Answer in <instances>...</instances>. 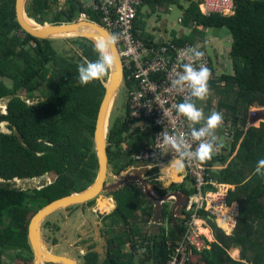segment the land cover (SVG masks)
Masks as SVG:
<instances>
[{"label":"trees","instance_id":"trees-1","mask_svg":"<svg viewBox=\"0 0 264 264\" xmlns=\"http://www.w3.org/2000/svg\"><path fill=\"white\" fill-rule=\"evenodd\" d=\"M233 1V14L206 15L201 12L199 0H145L143 8L147 12L139 9L134 22L135 37L147 46H159L164 39L153 41L146 31V20L156 11H167L169 4H176L183 11L179 22L190 32L178 37L173 31L175 43L191 42L207 52V29L226 27L232 35V72L223 71L211 84L217 98L215 108L221 109L229 121L228 135L221 138V152L206 162L223 165L210 171L211 177L233 185L226 204L237 202V214L230 234L207 219L215 240L203 239V249L193 248L191 264H264V176L255 174L258 161L264 159V122L245 126L248 107L255 103L264 106V0ZM14 4L15 0H0V101H7L5 112H0V124L5 123L8 130L0 132V259L12 246L30 250L27 226L39 208L84 190L95 179L97 161L92 136L106 79L81 86L77 65L84 57L97 59L94 45L86 39L81 41V56L77 58L57 53L51 40H39L21 30ZM25 11L38 24L71 23L82 16L101 23L74 0H65L60 6L57 0H28ZM30 42L33 46L27 49ZM119 119L109 127L106 138L108 161L116 175L133 166L132 155L149 143V131L128 134L125 119ZM127 135L129 142L122 147ZM45 174L52 177L50 183L32 193L8 183L14 178L33 179ZM113 197L116 208L109 215H100L110 222V228L122 223L126 231L111 237L104 264H134L135 246L145 240L152 242L150 256L142 257L139 263L153 260L154 264H163L184 231L182 221L170 227L167 238L163 229L156 236H135L133 229L138 228L139 216L145 223L151 217V203L133 185H126ZM100 199V203L105 202ZM112 207L108 202L105 208L110 211ZM107 211L102 208L101 212ZM114 216L115 224L111 220ZM113 231L109 229L108 234ZM133 238L135 242L130 240ZM136 238H141V243ZM128 243L132 249L129 254L117 250L118 245L121 248ZM231 247L240 249L238 258L228 253ZM84 263L98 264L97 254L89 253Z\"/></svg>","mask_w":264,"mask_h":264},{"label":"built area","instance_id":"built-area-1","mask_svg":"<svg viewBox=\"0 0 264 264\" xmlns=\"http://www.w3.org/2000/svg\"><path fill=\"white\" fill-rule=\"evenodd\" d=\"M74 1L84 11L96 16L101 22L98 25L106 29L109 34L119 35L115 47L124 77L127 122L129 126L135 124L140 130L150 132L149 143L133 156L136 163H147L151 169L159 168L160 165L169 163L176 156L174 151L162 143V136H159L161 132L185 138L195 150L197 142L191 139V128L188 121L176 112V105L184 101L188 90L186 88L183 91L173 89L171 79L178 71H182L181 62H190L187 55H182V53H186L190 47H197L204 52V57L201 61H196L194 66L198 67L200 63H204L211 70V79L208 82L211 88L212 82L217 81L221 71H218L210 55L198 44L191 42L178 44L172 37L164 39L159 46H147L135 37L134 22L139 9L144 7L145 0ZM199 6L201 12L206 15L214 13L230 15L235 9L233 0H199ZM213 111L223 115V124L216 130L217 142L221 143V138L228 135L229 121L221 109L214 108ZM220 152L221 148L213 155ZM215 169H218L216 164L210 165L207 162L186 163L183 179L192 181L193 185L192 194L188 196L184 206L185 217L182 220L184 231L163 264H191L192 249L204 248V236L198 235V231L204 227L205 221L208 222L207 219H212L211 216L215 214L210 209L215 208L214 203L219 208L227 207L226 196L229 186L211 177L210 171ZM208 204L210 205L207 206ZM221 208H215L216 214L213 219L221 213ZM232 211L233 215L237 214L236 205ZM229 222H232L234 227L235 218Z\"/></svg>","mask_w":264,"mask_h":264},{"label":"water","instance_id":"water-1","mask_svg":"<svg viewBox=\"0 0 264 264\" xmlns=\"http://www.w3.org/2000/svg\"><path fill=\"white\" fill-rule=\"evenodd\" d=\"M27 3L28 0H15V19L21 30L33 38L51 40L74 36L76 38L86 39L94 45L99 39H104L110 35L102 26L85 19L71 23L38 24L27 16L25 11ZM28 19L33 20L36 26L30 25L27 22ZM110 54L114 58V65L108 71L106 81L103 83V95L96 115L92 136V149L97 161L96 177L84 190L72 192L67 196L51 201L39 208L30 218L27 226V241L33 255L34 264H78L76 258H72L66 254H55L52 249L48 248L42 235V225L44 221L54 213L60 211L64 212L70 207L85 206L93 200H95V205L97 206L101 194L109 199L108 196H112L128 183H135V186L140 190L143 197L152 204L153 213L150 224L152 225L153 235L160 230L163 222L164 203L167 202L170 205L171 201L174 200L175 204L173 205V209L179 208L181 212V216L176 217H183L182 208L187 200V194L179 190L161 197V189L145 178L146 173L151 169L149 164L136 163L119 177L115 175L109 164L108 143L106 141L108 134V117L110 107L117 97L118 90L124 86L123 71L115 45L110 49ZM171 185L172 184L169 183L164 189H168ZM110 199L114 202L112 197H110ZM179 200H181V202H179ZM176 204L178 205L175 207ZM114 205L115 204H113V207L115 208ZM172 227L175 228L174 221L172 222ZM106 243L107 241L103 240V244ZM97 253L100 256L99 264H103L105 260L103 249H100V252L97 251Z\"/></svg>","mask_w":264,"mask_h":264},{"label":"rangeland","instance_id":"rangeland-1","mask_svg":"<svg viewBox=\"0 0 264 264\" xmlns=\"http://www.w3.org/2000/svg\"><path fill=\"white\" fill-rule=\"evenodd\" d=\"M63 3L64 2H62L61 0H57L58 6L63 5ZM143 10L146 11L147 9L143 8ZM181 13H182V9L179 5L169 4L167 11H162V12L156 11L150 17H148V19L146 20V31L150 32L154 26L155 30H159V28H166L167 30L170 31V33H168V35L172 33L173 29H175L176 32L177 31L179 32L180 30H182V27H183L182 23L179 22V17L181 16ZM84 18L85 17L82 16L81 19H84ZM221 29H227V28L226 27L209 28V30H208L209 37H212L213 33L223 32ZM83 40H85V39H82V38L51 39V46L53 47V49H55L57 51V53L63 54L67 58H73V57L77 58L78 56H81L80 48L82 46L79 43ZM223 44L230 46L232 43L230 41H228L227 39H225L223 41ZM31 46H33V44L30 42L29 44L26 45V48L29 49V48H31ZM205 48H206V51L208 52V54L211 56L212 61L215 64V66L219 70H221V73L223 72V70H224V72H232V62L230 61V56L228 55L227 52H224L225 54L223 56L222 61L226 65L223 66L224 69L222 70L221 66L219 64H217V57L215 56V52L213 50V47L207 42L205 45ZM225 69H226V71H225ZM106 77H107V75H106ZM105 81H106V79H105ZM5 83H6V85L10 86V82L8 80H6ZM22 94L25 95V93H23V92H22ZM34 95L39 96V94L36 92L34 93ZM216 99L217 98H215V101H216ZM6 103H7L6 99L0 101V112H5ZM125 113H126V91L124 89L120 88L118 90L117 97L115 98V100L113 101V103L110 107V112H109V117H108L109 118L108 130H109V127L115 123V120L117 118H120L119 120L123 121L125 118ZM246 114L247 115H246V119H245V126H258L261 122H264V106H262L260 104L255 103L253 105H250L247 109ZM0 132H5V133L8 132L5 123L0 124ZM129 133H131V131H128V134ZM128 137H129L128 135L125 137V142L122 144V147H125L126 146L125 143L129 142V140L127 139ZM216 166H217V168H219L220 164H216ZM171 172H174V170L170 169L168 172H162V173L168 175ZM170 176L172 177V174H170ZM174 176H176V177L173 178ZM174 176L171 179H167V178H165V176H163V177L160 176V177H157V182L152 181V183H155L158 186H161L160 183H163L164 181H165L164 184H166V185L173 182L171 187L175 186V188H178V186H176L177 185L176 183H179V181L181 179L178 175H174ZM50 180H52V177H50L48 174H45L43 176L36 177L34 179L14 178V179L8 181V183L14 188H19L21 190L30 191V193H32L33 189L42 188L46 184L50 183ZM172 180H174L176 183ZM0 182H2V180H0ZM192 185H193L192 181L186 180L183 183L182 189L189 193V192H191L190 190H192L191 189ZM191 194L192 193H190V195ZM101 197L105 198L103 195ZM100 198L98 200V203H100V201H101ZM125 198H126V196H125ZM107 200L110 201L109 199H107ZM209 205L210 204H208L207 206H209ZM235 205H236L235 203H233V204L231 203L229 205H226L227 206L226 208L229 210L228 211V221H227L229 227L224 224L223 219H221L219 217V215L217 218H215L216 224L219 227H221L222 230L225 231L226 234H230L232 232V229H233V228H231V227H233V224H232V222H229V221L234 220V218L236 217V215H233V211H232V209L235 207ZM94 207H95V204L94 205H87L86 213L84 214L83 220L82 219L81 220L75 219L76 218V211H75L76 209H74V207L67 208V209L71 210L70 218L68 220H61V221L59 220L57 228H53L46 223L47 221L54 219L56 216L48 217L43 223V225L45 224V227L42 230L43 239H44V242L46 243V245L48 246V248L49 249L53 248L52 247V245H53L52 240L56 239V243L58 244V247H59V249H58L59 253H63V252L68 253V255L70 257H74V255H76V252H74V251H77V252L79 251V252H81V254L86 253L87 248L85 246V243L82 242L81 237H79L78 234H75V232H72V229L75 226L76 231H79V232H82L85 234L86 230L83 229V226L89 224L88 226L91 227V230H89L88 234L91 236L92 232H93V223L96 225V227H97V224H99L100 226H103V223L100 222V220L95 217L96 216L95 211L92 213V210H90ZM213 207L218 208V209L221 208V207L220 208L216 207V203H214ZM215 208H211L210 210L214 211L216 214ZM226 208L223 207L221 209L226 212V210H225ZM222 210H221V212H222ZM215 214H213V216H215ZM213 216H211L212 219L214 218ZM233 216H234V218H233ZM111 220L115 224V222L117 221V217L114 216L111 218ZM138 222H139V225H141L139 220H138ZM133 223H136V222H133ZM43 225H42V227H43ZM81 226H82V229H81ZM139 227H141V226H139ZM163 227L165 229L168 228L166 223L163 224ZM198 227H200V224H198ZM112 229H114V231L111 235H109L110 238L114 237L115 234L117 235L121 232H124V230L126 231V226L123 225L122 223H120L118 228L113 227ZM203 230H207V231L203 232ZM136 231H139V230H135L134 232H136ZM198 232H199L198 235L204 236V239L207 242L208 241H214V239H215L213 232H212V228H211L210 224L206 221H205V224H204V227L202 228V230L198 231ZM68 243H70L71 245L74 246L73 250H71L69 248L70 246H68ZM67 249H68V251H67ZM120 251L125 253V254L132 252V250H129V244L121 245ZM228 253L230 254L231 257L237 258V256L238 257L240 256V249L236 248V247H231L230 249H228ZM58 255H60V254H58ZM20 257H23V258L25 257V259H21ZM0 260H1V264H34L32 254H31V250H25L23 248L19 249V247H17V246L16 247L12 246V247L8 248L6 250V252L1 255ZM81 260H82V258H81Z\"/></svg>","mask_w":264,"mask_h":264},{"label":"clouds","instance_id":"clouds-1","mask_svg":"<svg viewBox=\"0 0 264 264\" xmlns=\"http://www.w3.org/2000/svg\"><path fill=\"white\" fill-rule=\"evenodd\" d=\"M118 40H119V35L113 33L107 36L106 38L95 42L94 50L97 53V59L93 61V60H89L87 57H84L82 62L77 65L78 80L81 86H86L94 81H99L101 83L103 82L104 77L107 75L108 71L114 65V58L110 54V49L118 42ZM182 55H187L188 60L190 62L187 63L181 62L180 68L182 69V71H178L175 74V77L171 79V87L178 91H183L185 88L188 90V95L184 99V101L176 105V112L188 121L189 127L191 128V132H190L191 139L192 141L197 142V147L195 150H193L191 144L185 138L171 136L167 133L161 132L159 136H162V143L168 146L172 151L176 153V156L172 158L168 164L160 165L161 172H168L171 169L179 173L185 169L186 163L191 161H196L197 163L202 164L210 160L212 158L213 153L219 151V149L223 147L222 143L217 142V136H216V130L219 127H221V125L223 124L222 113L213 111L211 112V114L205 116L203 107H198L196 103L197 101L200 102L205 101L207 96L210 94V88L208 82L211 79V70L204 63H200L198 67L194 66L196 61H201L203 59L204 52L200 51L197 47H190L189 49H187V52L182 53ZM154 88L155 86L153 85V90ZM34 105L36 104H33L32 106ZM124 119L131 133L135 132V130L140 132L146 131V130H140L137 126H135V124L133 126L128 125L127 110ZM197 125H201V126L197 128L196 127ZM141 148H139L138 151ZM138 151L132 155V159L133 156L138 153ZM133 161L134 164H136V161L134 159ZM222 167L223 165H220L219 168ZM157 168H153L149 170L151 176L149 177V179H147L148 181L150 180V182L152 181L157 182V177H159L158 174L159 171H157L158 170ZM154 169H156V171L151 173V171ZM255 174L264 176V159L258 161L257 166L255 168ZM186 180L188 179L182 178L179 181V183H176L174 180L173 181L177 184L176 186L180 188L179 190L184 191L187 194V198H188V196L192 192L188 193L182 189L183 183ZM153 184L158 186L155 183ZM227 185L229 186V189L233 188L232 187L233 185L232 186L231 184H227ZM162 186H163L162 188L167 187L166 184H162ZM173 189H177V188H175L174 186ZM163 190L165 191V189ZM111 197L114 199L113 195ZM108 198L110 197L108 196ZM91 202H94L93 205L95 204V200ZM114 202L116 204L115 200ZM233 203H235L237 206V203L235 201L232 202V204ZM184 206L182 208V213L185 216ZM99 209L100 207H98V210H95L96 216L97 213L103 215L106 213V212H100ZM152 213H153V209H152ZM183 219L184 217L180 218L181 221ZM212 220L216 224L215 219ZM164 223L167 224L168 228L165 229L163 227ZM174 223L176 224L177 222L174 221ZM171 226L172 223L170 221L167 222L163 219L160 230L158 232H160L163 229L164 236H168ZM217 227L219 226L217 225ZM137 240H139V238Z\"/></svg>","mask_w":264,"mask_h":264},{"label":"crops","instance_id":"crops-1","mask_svg":"<svg viewBox=\"0 0 264 264\" xmlns=\"http://www.w3.org/2000/svg\"><path fill=\"white\" fill-rule=\"evenodd\" d=\"M182 14H183V11H182V13H181V16L179 17V19L182 17ZM209 29H207V31H208ZM223 32H217V33H213V36L212 37H209V35H207V42L213 47V50H214V52H215V56L217 57V64H219L220 66H221V68H223V66L224 65H226L222 60H223V56H224V52H227L228 53V55L230 56V50H231V47H232V44L230 45V46H228V45H224L223 44V41L225 40V39H227L228 41H230L231 43H232V35H231V33H230V31L228 30V29H221ZM173 31H175V29H173ZM173 31H172V33L171 34H169L168 35V33H170V31L169 30H167L166 28H159V30H155L154 29V26H153V28L151 29V31L149 32L152 36H153V41H159V39L161 38V37H163V39H165V38H170V37H174L173 36ZM190 31H187L186 29H184L183 27H182V30H180L179 32L177 31V36L178 37H182V35L183 34H188ZM230 61H232L231 60V58H230ZM215 65V64H214ZM224 69V68H223ZM221 71V70H220ZM219 71V72H220ZM215 98H216V95H215V91L212 89V88H210V94L207 96V98H206V100L205 101H203V102H200V101H197L196 103H197V106L198 107H203V109H204V112H205V116H207V115H209V114H211V112H212V110L215 108V103H216V101H215ZM166 164H168V163H166ZM158 169V171H159V177L160 176H165V178H167V179H171L172 177L171 176H167L166 174H164V173H162L161 174V169H160V167L159 168H157ZM170 174H172V176H174V175H178L179 177H180V179H182L183 178V176H184V173H183V171H181V172H179V173H177V172H171V173H169L168 175H170ZM151 175H149V177H150ZM149 177H147L148 179H149ZM173 181V180H172ZM165 182V181H164ZM164 182L163 183H160V185L161 186H158V187H160V188H162L163 186H162V184H164ZM109 200L110 201H112L110 198H109ZM112 204H115V202H113L112 201ZM111 205V204H110ZM110 205H109V207H110ZM115 207H116V204L114 205ZM86 208H87V205H85V206H75L74 207V209H76L75 211H76V220L77 219H79V220H83V218H84V214L86 213ZM115 208L113 207L109 212H106L103 216H106V215H109V214H111L112 212H113V210H114ZM90 210H92V213L95 211V210H98V205L97 206H95L94 208H92V209H90ZM228 213V212H227ZM65 215H66V220H68L70 217L68 216V212H66L65 213ZM96 215V214H95ZM88 217V216H87ZM96 218H97V216H95ZM140 217V216H139ZM102 218V217H101ZM139 219V218H138ZM149 220H151V218L149 219ZM103 221H104V223H105V225H109V221H108V223L103 219ZM141 223V225H139V223L137 224L138 225V228H135L133 231H135V230H139V231H136L135 232V236H143L144 237V234L145 233H150V234H152L153 235V230H152V225L150 224V221H147L146 223L145 222H140ZM145 223V224H144ZM82 224V223H81ZM80 224V225H81ZM84 224V223H83ZM89 225V224H88ZM88 225H84L83 226V229H85L86 230V233H85V235H88V236H90L89 234H88V232H89V230H91V227H89ZM139 226H141V227H139ZM132 227V226H131ZM81 229H82V226H81ZM72 232H77L76 231V228H75V226H74V228L72 229ZM97 227H96V225H95V228L93 229V232H92V235H91V237H95V242H97V241H99V240H101V242H99V245H97V247H96V251H98V252H100V249H102L101 247H102V245H103V240L100 238V237H98L97 236ZM157 234H159V232H157V233H155V235H153V236H156ZM164 237H168V236H164ZM132 242L134 241L135 242V238H133V240L132 239H130ZM144 242V243H143ZM142 242V244L141 245H139V247L138 246H135L136 248V257H135V260H134V264H140L139 263V261H141V258L142 257H146V256H150V253H149V249L152 247V242L151 241H143ZM137 243H141V239H139L138 240V242ZM89 245H91L92 244V242H89L88 243ZM129 244V243H128ZM119 249H121V248H119ZM129 250H132L131 249V247H130V245H129ZM134 251V250H133ZM127 254H129V253H127ZM234 258H236V257H234ZM237 258H238V256H237ZM155 262H153V260H149V261H145L144 263H142V264H154Z\"/></svg>","mask_w":264,"mask_h":264},{"label":"flooded vegetation","instance_id":"flooded-vegetation-1","mask_svg":"<svg viewBox=\"0 0 264 264\" xmlns=\"http://www.w3.org/2000/svg\"><path fill=\"white\" fill-rule=\"evenodd\" d=\"M122 89H124L125 90V84H124V86L122 87ZM134 166V165H133ZM133 166H130V167H128L125 171H123L121 174H119V175H117L118 177L120 176V175H122V174H124L128 169H130L131 167H133ZM113 172H114V169H113ZM149 175H150V171H148L147 173H146V176H145V178L146 179H148L147 177H149ZM167 176H170V175H167ZM173 177V176H172ZM176 176H174L173 178H175ZM150 181V180H149ZM126 185H133V186H135L136 184L135 183H128V184H126ZM125 185V186H126ZM136 187V186H135ZM124 188V187H123ZM123 188H121V189H123ZM120 189V190H121ZM161 189V191H160V196L161 197H164L165 195H168L169 193H172L173 191H179V189L180 188H177V189H173V187H169L168 189H166L165 191L163 190L164 188H160ZM119 190V191H120ZM118 192V191H117ZM100 196H102V195H100ZM102 199L106 202V206H107V203L109 202V203H112V202H110V201H108L106 198H103L102 197ZM104 202V203H105ZM179 202H181V200H179ZM170 203V202H169ZM175 204V201L174 200H172L171 201V204L169 205L167 202L166 203H164L163 204V206H164V220L165 221H170L171 223L173 222V221H175V222H177V220H180V218L179 217H176V216H181V212L179 211L180 209L179 208H176V209H173V205ZM152 205V204H151ZM178 204H176L175 205V207L177 206ZM105 206V204H103V203H98V207H100V212L102 211V208H104L106 211L108 210V208H105L106 207ZM66 212H68V216L70 217V215H71V210L70 209H66L64 212L63 211H60V212H57V213H54V214H52L51 216H56L54 219H52V220H50V221H47L46 223L48 224V225H50L51 227H53V228H57L58 227V222H59V220L61 221V220H66V215H65V213ZM173 212V213H172ZM167 213H169V214H167ZM102 216L100 215V214H98L97 213V218L100 220V222H102L103 223V226H100L99 224H97V236L98 237H100L102 240H106L107 241V243L106 244H103L102 245V249H103V252L105 253V260L103 261V264L105 263V261L107 260V257H108V244H109V241H110V237H109V234H108V230L110 229V230H113L112 229V227L110 228V226H108V224L107 225H105V223H104V221H103V219L101 218ZM183 217H185L184 215H183ZM179 218V219H178ZM140 222H143V217L142 216H140V218L138 219ZM107 222V221H106ZM108 223V222H107ZM145 224V223H144ZM44 227H45V224L43 225V227H42V230L44 229ZM95 228V224H93V229ZM75 234H78V236L79 237H81V240H82V242L83 243H85V246H86V248H87V252L86 253H83V254H81V252H77V251H74V252H76V255H74V257H72V258H76L77 259V263L78 264H85L84 262H85V259H86V256L89 254V253H92V252H94V253H96L97 254V256H98V264L100 263V260H99V254L97 253V251H96V247H97V245H98V242H95V237L93 238V237H91V236H88V235H85L84 233H82V232H79V231H77V232H75ZM52 242H53V245H52V251L55 253V254H62V255H64V254H67L68 255V253H59V251H58V249H59V247H58V244L56 243V239H53L52 240ZM89 242H92V244L91 245H89L88 243ZM116 243H118V242H116ZM68 246H70L69 248L71 249V250H73V248H74V246L73 245H71L70 243H68ZM118 247H119V245H118ZM117 247V250H119V248ZM67 248V247H66ZM83 249V248H82ZM81 249V250H82ZM80 250V251H81ZM67 251H68V249H67ZM31 254H32V252H31ZM69 256V255H68ZM32 258H33V255H32ZM81 258H82V260H81Z\"/></svg>","mask_w":264,"mask_h":264},{"label":"bare ground","instance_id":"bare-ground-1","mask_svg":"<svg viewBox=\"0 0 264 264\" xmlns=\"http://www.w3.org/2000/svg\"><path fill=\"white\" fill-rule=\"evenodd\" d=\"M27 22L30 24V25H32V26H36L35 24H34V22H33V20H31V19H28L27 20ZM64 38V37H63ZM70 39H76V37H74V36H71V37H69ZM100 40V39H99ZM222 188H224V187H222ZM222 210V209H221ZM227 212V211H226ZM225 211H223L222 210V212L221 213H219V217L221 218V219H223V222H224V224L225 225H227L228 226V213H226ZM232 218V217H231ZM94 224V223H93ZM229 227V226H228ZM232 228V227H231ZM202 230V229H201ZM200 230V231H201ZM207 230H203V232H206ZM98 242V245H99V242H101V240H99V241H97ZM50 252V251H49Z\"/></svg>","mask_w":264,"mask_h":264}]
</instances>
